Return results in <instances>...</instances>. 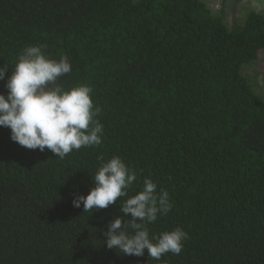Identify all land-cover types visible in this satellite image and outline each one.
I'll use <instances>...</instances> for the list:
<instances>
[{"label":"trees","instance_id":"trees-1","mask_svg":"<svg viewBox=\"0 0 264 264\" xmlns=\"http://www.w3.org/2000/svg\"><path fill=\"white\" fill-rule=\"evenodd\" d=\"M46 44L92 87L99 146L64 159L0 127V264H264V98L244 70L264 51V11L231 26L206 0H0V66ZM119 156L170 194L150 235L182 227L179 255H122L103 244L119 200L83 212L77 194ZM134 194L130 192L129 195Z\"/></svg>","mask_w":264,"mask_h":264},{"label":"clouds","instance_id":"clouds-1","mask_svg":"<svg viewBox=\"0 0 264 264\" xmlns=\"http://www.w3.org/2000/svg\"><path fill=\"white\" fill-rule=\"evenodd\" d=\"M46 44L26 46L13 65L0 93V127L10 129V138L28 149L50 150L64 159L73 150L99 146L103 124L101 112L94 106L93 89L80 84L69 89L57 83L72 71L67 55L52 59L45 55ZM9 65L0 66L4 80ZM93 176V186L86 194H77L73 206L83 205V212L107 208L119 200L120 215H114L103 235V244L122 255H147L159 261L167 253L179 255L188 233L182 227L150 235L148 225L167 215L173 205L169 192L149 177L139 189L133 187L137 173L119 156L100 164ZM130 192L134 194L129 195Z\"/></svg>","mask_w":264,"mask_h":264},{"label":"rangeland","instance_id":"rangeland-1","mask_svg":"<svg viewBox=\"0 0 264 264\" xmlns=\"http://www.w3.org/2000/svg\"><path fill=\"white\" fill-rule=\"evenodd\" d=\"M216 12H223L231 26L236 25L243 18L248 8L264 11V0H206ZM256 91L264 98V51L256 62L244 70Z\"/></svg>","mask_w":264,"mask_h":264}]
</instances>
